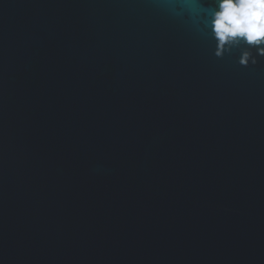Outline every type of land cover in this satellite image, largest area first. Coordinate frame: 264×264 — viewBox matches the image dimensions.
<instances>
[{
	"label": "water",
	"instance_id": "95a60500",
	"mask_svg": "<svg viewBox=\"0 0 264 264\" xmlns=\"http://www.w3.org/2000/svg\"><path fill=\"white\" fill-rule=\"evenodd\" d=\"M212 3L0 0V264H264V56Z\"/></svg>",
	"mask_w": 264,
	"mask_h": 264
},
{
	"label": "clouds",
	"instance_id": "9594fccd",
	"mask_svg": "<svg viewBox=\"0 0 264 264\" xmlns=\"http://www.w3.org/2000/svg\"><path fill=\"white\" fill-rule=\"evenodd\" d=\"M202 9L204 26L216 41V57L239 48L238 63L247 66L257 63L248 49L264 56V0H213Z\"/></svg>",
	"mask_w": 264,
	"mask_h": 264
}]
</instances>
